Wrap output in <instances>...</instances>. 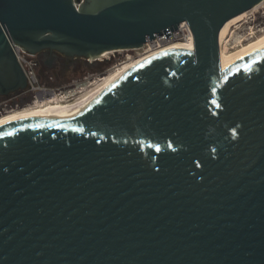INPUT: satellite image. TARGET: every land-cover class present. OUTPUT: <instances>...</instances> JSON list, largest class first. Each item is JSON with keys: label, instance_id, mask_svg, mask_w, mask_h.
<instances>
[{"label": "water", "instance_id": "95a60500", "mask_svg": "<svg viewBox=\"0 0 264 264\" xmlns=\"http://www.w3.org/2000/svg\"><path fill=\"white\" fill-rule=\"evenodd\" d=\"M261 1L0 0L7 98L28 85L12 44L47 68L181 22L194 45L0 129V264H264V44L224 67L218 44Z\"/></svg>", "mask_w": 264, "mask_h": 264}, {"label": "bare ground", "instance_id": "6f19581e", "mask_svg": "<svg viewBox=\"0 0 264 264\" xmlns=\"http://www.w3.org/2000/svg\"><path fill=\"white\" fill-rule=\"evenodd\" d=\"M244 16V12L238 14L232 19L228 20L221 28L219 33V44H221L227 29L232 23L240 20ZM264 44V34L256 36L254 39L247 41L246 43H239L238 48L233 52H227L225 47L220 45V59L221 65L228 66L233 62L241 59L248 55V53L260 48ZM194 45L192 39H162L160 41L146 43L143 47L137 49H144L143 52L138 53L136 56L128 55L127 58L121 62L116 68L110 69L107 73L103 74L102 78L88 85V87L81 89L74 97L69 98L64 95L51 96L53 98L45 100H36L31 102L30 105L17 107L16 109L8 110L0 115V129L2 127L12 126L19 123L31 121V119L44 118L45 116L60 115L74 108L88 102L104 88L108 87L112 83L116 82L119 78L131 72V70L145 64L147 61L160 56L161 53L174 50L182 49L192 52ZM135 49V48H131ZM131 49H118V50H131ZM110 52L102 53V56ZM100 56V57H102ZM104 57V56H103ZM64 94V93H63Z\"/></svg>", "mask_w": 264, "mask_h": 264}, {"label": "rangeland", "instance_id": "374dc122", "mask_svg": "<svg viewBox=\"0 0 264 264\" xmlns=\"http://www.w3.org/2000/svg\"><path fill=\"white\" fill-rule=\"evenodd\" d=\"M246 24H242L238 30L234 31L232 35H230V30L227 34H225L221 44L225 47L227 52H233L236 48H238L239 44H236L235 42V35L240 34L244 35L247 33L248 29L246 28ZM232 30V27L230 28ZM264 34V31L262 33L257 34L256 36H262ZM256 36L252 38H247L243 42L246 43L249 40L254 39ZM241 42V43H243ZM144 49H131V50H116L115 52L104 54L101 58V60H94L89 62L86 59L82 58H74L73 60H69L67 65L65 67L60 68H47L43 67L41 68L42 76L40 78V81L42 84H45L49 87H52L55 89V92L61 93V95L69 94L70 92H73L75 89L79 88H86L88 87V81L91 80V78L86 79L87 77H91V75H102L107 73L106 70L110 68L113 64L117 63V61H124L128 55L130 56H136L138 53L143 52ZM101 63L98 65H95V63ZM93 65V66H90ZM55 73V75H54ZM64 93V94H63ZM74 93V92H73ZM77 94V93H75ZM30 95V92L28 93ZM27 96L25 102H20L21 97L15 96V97H9L8 99L3 100L4 102L8 103V107H5V110H2L1 113H4L11 109H16L17 107H24L27 105H30L32 98L30 96ZM18 104V105H17ZM0 113V115H1Z\"/></svg>", "mask_w": 264, "mask_h": 264}, {"label": "built area", "instance_id": "2783aa9c", "mask_svg": "<svg viewBox=\"0 0 264 264\" xmlns=\"http://www.w3.org/2000/svg\"><path fill=\"white\" fill-rule=\"evenodd\" d=\"M242 24L247 25L246 28L248 29V31L244 35H240V34L235 35L236 44L243 42L247 38H252L256 36L257 34L262 33V31H264V0H262L261 3H259L258 5L250 9H247V11L244 12V16L240 20L232 23V25L228 27L227 30L228 31L230 30V35H232L234 31L238 30V28ZM231 27H232V30L230 29ZM163 38L164 39L177 38V39H182V40H189L190 38L193 39L192 31L188 27V24L186 22H181L177 30L171 33L170 37L166 38L165 35H163V36H160V38H156L152 41H148L147 43L160 41ZM192 43H193V40H192ZM218 44H219V40H218ZM220 45L221 44H219V47ZM12 46H13V50H15L16 52V55H17L16 58L19 64H21L24 70V73L26 75V78L28 79V85L24 93L25 94L29 92L32 93L33 96H32L31 102H34L36 100H45V99L53 98L51 96L61 95V93L55 92L54 88L49 87L45 84H42V82L40 81L41 75L39 72H40L41 64H39L40 62H39V58L37 54H33L30 52L28 53L17 44H12ZM101 58L102 57H99L96 59L87 58L86 60H88L89 62L94 61V60L100 61ZM121 62H123V60L117 61V63L113 64L110 68H108L106 72H108L112 68H116ZM102 76L103 74L101 76L91 75V77H87L86 78L87 80L88 78H91V80L88 81V85L101 79ZM81 89L82 88H79L77 90L75 89L73 91L74 93L70 92L69 94H64V96L72 98L74 97V94L79 92Z\"/></svg>", "mask_w": 264, "mask_h": 264}, {"label": "flooded vegetation", "instance_id": "af4514ba", "mask_svg": "<svg viewBox=\"0 0 264 264\" xmlns=\"http://www.w3.org/2000/svg\"><path fill=\"white\" fill-rule=\"evenodd\" d=\"M69 60H70L69 58H66V57H64V56H62L60 54H57V55H55V59L52 62L53 63V67H55V68L65 67L68 64L67 62ZM39 62H40V58H39ZM39 64H41V63H39ZM42 66H43V64H41V66H40V72H42L41 71ZM42 74H41V76H42ZM54 75H55V73H54ZM23 94H25V93L22 92V94L15 95V96H22ZM5 99H8V98L7 97H4L2 95L0 96V113H1L2 110H5L6 109L5 107H8V103H6V102L3 101Z\"/></svg>", "mask_w": 264, "mask_h": 264}, {"label": "trees", "instance_id": "16d2710c", "mask_svg": "<svg viewBox=\"0 0 264 264\" xmlns=\"http://www.w3.org/2000/svg\"><path fill=\"white\" fill-rule=\"evenodd\" d=\"M98 64H101L100 62L99 63H95V65H98ZM90 66H93V65H90ZM26 95H28V93H26V94H23L22 96H20L21 97V100H20V102H25L26 100H29V99H26L27 98V96ZM28 96H30V98H32V93H30V95H28Z\"/></svg>", "mask_w": 264, "mask_h": 264}, {"label": "snow or ice", "instance_id": "6c2138e0", "mask_svg": "<svg viewBox=\"0 0 264 264\" xmlns=\"http://www.w3.org/2000/svg\"><path fill=\"white\" fill-rule=\"evenodd\" d=\"M213 91H215V90L213 89ZM216 106H217V107H220V105H219V104H217ZM169 147H171V145H169ZM157 150H158V149H157Z\"/></svg>", "mask_w": 264, "mask_h": 264}]
</instances>
